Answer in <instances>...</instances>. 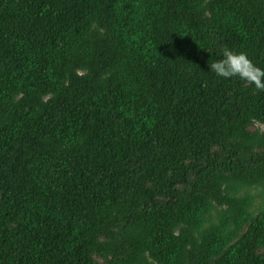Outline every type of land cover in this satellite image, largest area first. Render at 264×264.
<instances>
[{"label":"trees","instance_id":"obj_1","mask_svg":"<svg viewBox=\"0 0 264 264\" xmlns=\"http://www.w3.org/2000/svg\"><path fill=\"white\" fill-rule=\"evenodd\" d=\"M264 0H0V264H264Z\"/></svg>","mask_w":264,"mask_h":264},{"label":"clouds","instance_id":"obj_2","mask_svg":"<svg viewBox=\"0 0 264 264\" xmlns=\"http://www.w3.org/2000/svg\"><path fill=\"white\" fill-rule=\"evenodd\" d=\"M208 71L219 78H237L264 91V69L254 64L243 51L225 47L219 59L207 64Z\"/></svg>","mask_w":264,"mask_h":264}]
</instances>
